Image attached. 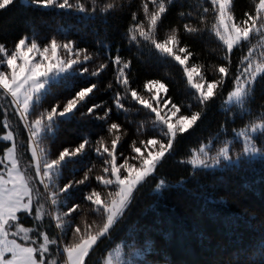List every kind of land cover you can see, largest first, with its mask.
Returning <instances> with one entry per match:
<instances>
[{"label":"snow or ice","instance_id":"6c2138e0","mask_svg":"<svg viewBox=\"0 0 264 264\" xmlns=\"http://www.w3.org/2000/svg\"><path fill=\"white\" fill-rule=\"evenodd\" d=\"M15 3L16 0H0V11ZM175 3L176 0H141L139 10L131 13L126 39L130 47L138 50L149 47L180 67L198 106L196 111L176 102L167 83L160 79H149L142 88L133 87L131 61H125L119 50L115 55L109 51V63H101L91 70L87 64L93 56L73 39L51 38L41 44L34 37L22 35L11 47L0 42V109L4 111L5 129L0 141L10 142L0 157V264H61V261L88 264L102 244L110 250L106 249L98 264H138L135 257L139 253L129 243L133 237L110 247L117 225L126 216L136 194L155 180L161 165L176 152L180 138L198 126L210 103L224 97V105H239L244 109L241 116H252L245 105L253 98L257 84L264 81V0H254L253 8L245 11L242 19L233 15L234 0H205L207 6L201 4L195 12V19L203 28L193 26V12L177 13L181 18H189L183 25L184 32L208 31L223 45L224 55L216 68V78L207 77L199 66L190 63L195 59L194 54L181 46L178 28H172L166 38L160 36L169 8ZM30 4L76 11L89 19L107 17L119 7L114 2L98 5L97 0L87 4L84 0H75V3L30 0ZM210 13L217 23L209 29L206 18ZM245 47L246 52L242 51L234 64L235 50ZM110 65L116 73L115 85L110 82L107 86L110 90L116 89L112 103L120 112L135 110L145 117V122L137 128L145 139L129 143L124 139L123 125L108 123L113 111L111 106L97 103L89 106L99 90L97 83L89 82L64 101L38 111L46 94H53L59 88L70 92L77 80L97 77ZM98 109L103 110L102 116L97 114ZM9 112L23 125L26 141L17 140L8 119ZM77 113L81 119L104 121L107 133L113 137L110 144L103 138L93 144L84 137L73 147H62L51 155L47 153L42 145L54 140L60 126L74 119ZM257 134L264 136V116L234 130L236 140L242 142V150L235 157L229 143L216 150L215 155L209 143L192 149L189 157L180 163L190 165L193 170H208L264 156V150L256 143ZM91 156L101 165L100 174L93 176L94 168L83 170L85 165L81 168L82 178L61 182L63 170L69 165L82 164ZM73 174H76L75 168ZM155 187L159 191L169 185L160 179ZM74 189L83 191L80 202H69ZM83 202L99 221L76 220Z\"/></svg>","mask_w":264,"mask_h":264},{"label":"trees","instance_id":"16d2710c","mask_svg":"<svg viewBox=\"0 0 264 264\" xmlns=\"http://www.w3.org/2000/svg\"><path fill=\"white\" fill-rule=\"evenodd\" d=\"M71 2L75 3V0ZM84 2L87 4L90 0ZM113 2L119 7L107 17L89 19L76 11L35 7L30 4V0H16L13 6L0 11V42H6L11 47L13 41L22 35L34 37L41 44L51 38L60 41L73 39L93 56V60L87 64L91 70H95L101 63H109V51L115 55L119 50L125 61H131L130 79L133 87L142 88L147 80L160 79L167 83L176 102L182 103L190 111L198 110L178 65L160 57L149 47L138 50L135 46H129L126 34L131 23V13L139 10L141 0H97L98 5ZM253 3L254 0H234L233 15L242 19L243 13L253 8ZM201 4L207 6L205 0H176L169 8L160 36L166 38L172 28H178L181 46L187 47L194 54L195 59L190 63L199 66L207 77L216 78V68L224 55L223 45L211 32H184L183 25L189 18L177 15L179 11H191L194 14L193 26L203 28L204 25L195 19V12ZM206 19L209 29L217 22L211 13ZM242 51L246 52V47L235 50L234 64L238 62ZM115 74L114 67L110 65L97 77L85 76L77 80L70 92L63 88L56 89L53 94H46L42 98L38 111L50 108L57 101H64L89 82L97 83L99 90L92 96L89 106L91 103L111 106L113 111L108 123L123 125L126 133L124 139L129 143L145 139L144 134L137 132L138 126L145 122V117L135 110L120 112L112 103L116 89L110 90L107 86L110 82L115 85ZM228 87L230 90V85ZM223 99L220 97L207 106L198 126L180 138L181 143L177 145L176 152L164 161L155 180L136 194L126 216L117 225L110 247L129 236L133 237L129 243H133L135 251L139 253L135 257L138 264L264 262V156L245 158L240 163L222 164L208 170H193L190 165L180 163L189 157L192 149L201 144L211 143L212 152H216L227 141H230L229 146L235 157L242 150V142L236 140L234 130L264 116V81L257 84L253 98L245 105L252 116H241L244 109L239 105H224ZM126 107L130 106L126 104ZM97 114L102 116L103 110L98 109ZM3 119L4 111L0 109V136L5 132ZM8 119L17 140L26 141L27 132L18 122V117L9 112ZM106 129L104 121L81 119L77 113L74 119L60 126L54 140L46 141L42 147L51 155L62 147L75 146L84 137H88L93 144L100 138L110 144L113 137ZM256 142L263 145L264 136L257 134ZM6 144L10 143L0 141V157ZM26 156L30 157V153H26ZM82 167L83 170L94 168L93 176L100 174L101 165L97 159L94 156L86 157L82 164L69 165L68 169L63 170L61 182L82 178ZM73 168L76 169L75 175ZM160 179H164L169 187L158 191L155 185ZM83 191L74 189L69 202H80ZM83 219L99 221L98 216L89 213L86 202L82 203V212L76 217L77 221ZM25 223L27 225L28 221L25 220ZM106 249L110 250L109 246L102 244L88 264H98L106 254Z\"/></svg>","mask_w":264,"mask_h":264},{"label":"rangeland","instance_id":"374dc122","mask_svg":"<svg viewBox=\"0 0 264 264\" xmlns=\"http://www.w3.org/2000/svg\"><path fill=\"white\" fill-rule=\"evenodd\" d=\"M21 1H22V2H28V0H21ZM216 23H217V22H216ZM237 131H238V130H237ZM4 133H5V132H4ZM4 133H3V134H4ZM3 134H2V135H3ZM2 135H1V136H2ZM9 143H10V142H9ZM226 143H229V144H230V141H227ZM256 143H257V142H256ZM9 146H10V144H9ZM222 146H223V145H222ZM257 146H258V147H261L262 150H264V144L261 145V144H258V143H257ZM212 154L215 155V152H212ZM114 247H115V246H114Z\"/></svg>","mask_w":264,"mask_h":264}]
</instances>
